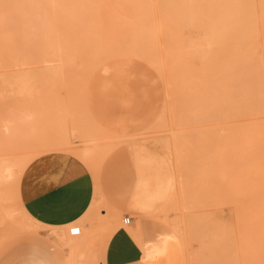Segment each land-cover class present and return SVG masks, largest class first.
Returning a JSON list of instances; mask_svg holds the SVG:
<instances>
[{
  "label": "rangeland",
  "instance_id": "374dc122",
  "mask_svg": "<svg viewBox=\"0 0 264 264\" xmlns=\"http://www.w3.org/2000/svg\"><path fill=\"white\" fill-rule=\"evenodd\" d=\"M263 4L0 0V242L54 231L19 186L61 153L98 194L60 264H102L126 217L172 229L186 264H264Z\"/></svg>",
  "mask_w": 264,
  "mask_h": 264
},
{
  "label": "crops",
  "instance_id": "0c3cea01",
  "mask_svg": "<svg viewBox=\"0 0 264 264\" xmlns=\"http://www.w3.org/2000/svg\"><path fill=\"white\" fill-rule=\"evenodd\" d=\"M97 194L92 172L79 157L61 153L37 157L21 178V211L32 224L54 231L9 235L0 242V264H31L32 261L60 264V243L65 246L60 241V229L84 220L97 200ZM135 208L138 215L149 211L146 207ZM11 214L9 209L3 210L4 219L12 220ZM70 244L67 246L71 251L73 243ZM186 262V250L180 236L154 220L137 223L130 218L127 224L122 221L108 239L102 254V264Z\"/></svg>",
  "mask_w": 264,
  "mask_h": 264
},
{
  "label": "bare ground",
  "instance_id": "6f19581e",
  "mask_svg": "<svg viewBox=\"0 0 264 264\" xmlns=\"http://www.w3.org/2000/svg\"><path fill=\"white\" fill-rule=\"evenodd\" d=\"M243 5L244 6H246V3H243ZM263 8H264V4H263ZM260 65L262 66V65H264V60L263 61H261V63H260ZM10 171V167L9 166H7V165H0V179H4V178H7L8 177V174H6L7 172H9ZM4 172H6V173H4ZM73 225H75V226H77V227H79L80 228V230L82 229V231H81V234L79 235V238L80 237H82V233H83V226L82 227H80V226H78L77 224H73ZM73 225H71L70 227H72ZM70 227H68V235L70 236L69 238V240H70V242H74V241H71V240H73V239H71V238H73L74 237V239L76 238V237H78V236H72V235H70V232H69V230H70ZM2 238H4V237H2ZM62 239H64L63 237H61ZM60 238V239H61ZM1 239V238H0ZM65 239H67V238H65ZM61 241V240H60ZM66 241H68V239L66 240ZM69 242V243H70ZM64 243V242H63ZM69 243H67V244H69ZM67 244L65 245V246H67ZM71 245V244H70ZM67 247H69V246H67ZM76 247V246H75ZM75 247L74 248H72L71 249V251H72V253L74 252L73 250L75 249ZM71 253V254H72ZM70 256H72V255H70ZM69 262V261H68ZM74 263V262H73Z\"/></svg>",
  "mask_w": 264,
  "mask_h": 264
},
{
  "label": "built area",
  "instance_id": "2783aa9c",
  "mask_svg": "<svg viewBox=\"0 0 264 264\" xmlns=\"http://www.w3.org/2000/svg\"><path fill=\"white\" fill-rule=\"evenodd\" d=\"M123 222H124L125 224L129 223V222H130V218H129V217H128V218H125V219L123 220ZM73 227H76V228H78V229L80 230L79 227L73 225L72 227H70V230H69L70 235H72V236H79V235L81 234V230H80L78 233L73 234V233L71 232V229H72Z\"/></svg>",
  "mask_w": 264,
  "mask_h": 264
},
{
  "label": "snow or ice",
  "instance_id": "6c2138e0",
  "mask_svg": "<svg viewBox=\"0 0 264 264\" xmlns=\"http://www.w3.org/2000/svg\"><path fill=\"white\" fill-rule=\"evenodd\" d=\"M79 231H80V230H79L78 228H76V227H73V228L71 229V232H72L73 234L78 233ZM31 264H38V262H36V261H32Z\"/></svg>",
  "mask_w": 264,
  "mask_h": 264
}]
</instances>
